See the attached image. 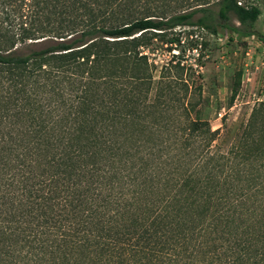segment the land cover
I'll list each match as a JSON object with an SVG mask.
<instances>
[{
	"label": "trees",
	"instance_id": "16d2710c",
	"mask_svg": "<svg viewBox=\"0 0 264 264\" xmlns=\"http://www.w3.org/2000/svg\"><path fill=\"white\" fill-rule=\"evenodd\" d=\"M151 1L0 0V264H264L263 105L213 150L184 67L151 99L141 51L260 10Z\"/></svg>",
	"mask_w": 264,
	"mask_h": 264
},
{
	"label": "rangeland",
	"instance_id": "374dc122",
	"mask_svg": "<svg viewBox=\"0 0 264 264\" xmlns=\"http://www.w3.org/2000/svg\"><path fill=\"white\" fill-rule=\"evenodd\" d=\"M161 1L152 0L150 6H159ZM241 2L260 10L254 24L256 36L243 38L222 28L213 35L198 27H176L164 31L148 48L141 49L153 69L150 98L161 85L162 69L175 75L174 66L177 63L183 66V75L191 79V96L197 100L200 93L198 108L202 118L212 130H220L213 150L221 152L237 140L252 109L260 104L264 124V0ZM165 9L171 13L184 7L181 8V0H166ZM231 22L238 25L233 17ZM195 86H200V90Z\"/></svg>",
	"mask_w": 264,
	"mask_h": 264
},
{
	"label": "built area",
	"instance_id": "2783aa9c",
	"mask_svg": "<svg viewBox=\"0 0 264 264\" xmlns=\"http://www.w3.org/2000/svg\"><path fill=\"white\" fill-rule=\"evenodd\" d=\"M240 5V3H238Z\"/></svg>",
	"mask_w": 264,
	"mask_h": 264
}]
</instances>
